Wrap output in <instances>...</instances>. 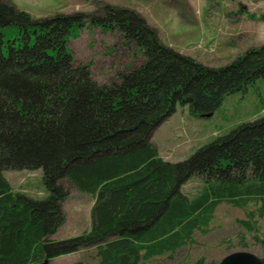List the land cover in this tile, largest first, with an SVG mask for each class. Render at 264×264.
<instances>
[{"label":"trees","instance_id":"trees-1","mask_svg":"<svg viewBox=\"0 0 264 264\" xmlns=\"http://www.w3.org/2000/svg\"><path fill=\"white\" fill-rule=\"evenodd\" d=\"M102 12L35 18L0 0V264H42L81 248H94V261L74 264H141L206 232L221 203H252L239 221L249 230L264 217V115L177 162L151 142L178 103L209 115L264 78V44L210 66L163 44L137 11L105 4ZM92 26L117 29L134 46L130 61L101 82L70 47ZM39 168L43 199L15 191L4 175ZM191 177L201 184L188 196L181 188ZM71 186L93 196L91 225L55 240ZM254 239L264 262V238Z\"/></svg>","mask_w":264,"mask_h":264},{"label":"rangeland","instance_id":"rangeland-1","mask_svg":"<svg viewBox=\"0 0 264 264\" xmlns=\"http://www.w3.org/2000/svg\"><path fill=\"white\" fill-rule=\"evenodd\" d=\"M14 4L35 18L85 12L102 14L105 4L137 11L156 29L159 39L176 51L210 66L230 62L248 47L264 44V0H3ZM117 29L101 31L83 27L80 36L70 42L76 59L91 64L92 76L98 81L122 69L129 62L134 46L126 45ZM264 115V78L260 77L235 93L225 96L209 115L192 116L187 106L178 103L175 111L155 128L151 142L159 155L170 162L188 158L199 147L223 135L241 123ZM4 175L15 191L37 199L48 195L42 169H8ZM201 184L198 177L189 178L181 190L192 196ZM93 196L69 187L62 203L64 220L50 238L64 239L87 231L91 225ZM252 203L245 208L221 203L204 233L196 232L191 243L175 253L155 256L141 264H216L227 254L247 250L263 256L260 244L264 238V217H256L257 230L241 226L247 220ZM241 242L246 243L242 247ZM94 248H81L51 258L48 264L93 263Z\"/></svg>","mask_w":264,"mask_h":264},{"label":"water","instance_id":"water-1","mask_svg":"<svg viewBox=\"0 0 264 264\" xmlns=\"http://www.w3.org/2000/svg\"><path fill=\"white\" fill-rule=\"evenodd\" d=\"M48 262L49 259H45L42 264H48ZM216 264H264V262L261 257L250 251L237 250L224 256Z\"/></svg>","mask_w":264,"mask_h":264}]
</instances>
